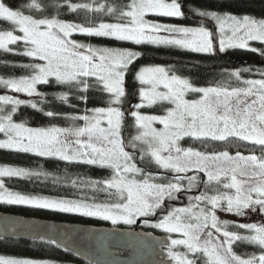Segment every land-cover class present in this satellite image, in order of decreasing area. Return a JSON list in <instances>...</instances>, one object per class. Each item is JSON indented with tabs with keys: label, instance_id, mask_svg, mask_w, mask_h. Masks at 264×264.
I'll use <instances>...</instances> for the list:
<instances>
[{
	"label": "snow or ice",
	"instance_id": "obj_1",
	"mask_svg": "<svg viewBox=\"0 0 264 264\" xmlns=\"http://www.w3.org/2000/svg\"><path fill=\"white\" fill-rule=\"evenodd\" d=\"M57 15H42L44 4L31 0L26 11L14 9L0 0V21L13 26L0 30V50L24 55L35 63L22 65L30 75L19 78L0 77V86L29 97H44L37 90L40 84L54 80L67 91L58 92L54 99L70 104L72 94L78 103L86 104L87 93L97 89L109 99L107 107L85 108L81 114H63L47 111L51 118H66L67 128H32L16 122L14 114L22 105L43 111L33 100L13 95H0V150L33 154L42 158H58L66 164L100 166L111 175L103 179H71L74 189H90L103 193L105 200L96 202V196L78 199L24 194L9 189L6 180L31 179L49 174L25 167L0 164V203L25 205L65 213H79L111 221L134 225L138 218L155 229L168 234L161 241L163 250L174 264H264V224H238L248 234L229 231L230 222L221 220L217 209L236 216H245L246 210L264 213V70H258L260 79H242L239 69L228 73L244 87L218 85L194 87L187 78L175 74L171 67H142L135 79L139 102L131 110H122L126 97V75L130 66L142 56L128 48L93 46L71 37L82 34L92 38L132 43L136 46H175L198 54L215 55L217 51L239 48L264 58V47H251L250 42L264 44V19L251 16L191 8L200 18L215 22V29L204 23L199 26H179L147 19L149 15L167 18H185L181 0H128V3L107 5L78 4L71 0H55ZM70 12L84 9L104 12L116 22L75 23L59 19V10ZM32 11L41 13L32 15ZM18 31L20 35L15 34ZM230 32V35L228 34ZM23 44L17 51L10 45ZM243 71H251L245 68ZM171 73V74H170ZM202 94L198 100H187L186 94ZM168 102L173 107L166 114H142L140 109ZM10 106V111L6 108ZM126 113L134 120L137 134L125 142L122 129ZM82 121V125H77ZM159 123L162 128L154 127ZM191 138L201 144L230 140L259 146L262 154L244 155L227 150L205 152L193 147L183 148L180 141ZM131 149V150H129ZM154 164L163 172L154 174L138 166V160ZM166 173H171L169 178ZM189 173H192L191 175ZM206 179L201 181L200 175ZM55 178L53 183H58ZM167 182H156V181ZM203 183L205 190L188 197L184 207L165 208V202L178 199L181 192H190ZM91 201V202H89ZM159 219L149 221V217ZM178 234L182 238H173ZM7 236L0 239H7ZM40 241L51 248L71 251L62 240L40 236ZM237 242L257 246L259 253L246 258L233 251ZM183 246L185 251H176ZM0 264H52L47 259L18 258L0 255Z\"/></svg>",
	"mask_w": 264,
	"mask_h": 264
},
{
	"label": "trees",
	"instance_id": "obj_2",
	"mask_svg": "<svg viewBox=\"0 0 264 264\" xmlns=\"http://www.w3.org/2000/svg\"><path fill=\"white\" fill-rule=\"evenodd\" d=\"M5 2L14 9L26 11L24 6L31 2V0H5ZM44 4L42 15L52 16L57 15L55 0H40ZM72 3L78 4H93L99 5L101 3L122 6L128 3V0H71ZM184 8L190 11L191 8H199L201 10H211L220 13H231L236 15H248L256 18H264V0H181ZM192 15L193 12L190 11ZM26 14L27 11H26ZM34 16H39L41 13L32 11ZM196 16V15H194ZM151 20L159 21L167 24L175 25H194L198 26V22L186 21L185 18H167L150 15ZM59 19L75 22L92 23L116 22L114 17L106 15L104 12H91L84 9L77 12H70L67 7L59 10ZM207 27L208 24H205ZM13 28L7 22L0 21V30H11ZM18 35L20 33L16 31ZM75 39L84 44H91L93 46H119L129 47L142 53L132 66H130L126 75V99L128 106L137 103L138 88L140 85L135 79V74L143 66L161 65L171 67L175 74L182 78H187L193 85L198 87L227 85L229 87H241L243 84L239 83L234 77L228 75L229 72L239 69L241 78L255 79L262 78L258 70H264V58L260 55L244 49L228 50L224 53L198 54L188 50L179 49L175 46H155L143 44L136 46L132 43H121L114 40L92 38L82 34H75ZM12 48L17 51L23 50V44L18 43L12 45ZM256 48L264 47V44H255ZM32 58L24 55L5 53L0 50V77L3 78H19L21 76L30 75V70L22 67L24 64L35 63ZM245 68H250L251 71H243ZM40 93H44V97L39 96L27 97L26 100H33L37 102L43 111L32 109L29 105H22L14 114L16 122H24L30 127L50 128L56 127H70L72 121L66 118H51L44 114L47 111H55L63 114H75L77 112L83 113L85 108L91 109L93 107H107L109 97L101 93L97 89H91L87 93L88 101L86 104L78 103L76 94H72L70 104H62L60 101L54 99V95L58 92L67 91L66 88L57 86L54 80H50L47 85L40 84L38 87ZM157 107V106H156ZM8 111L9 108H6ZM152 112L153 108L147 109ZM161 113V112H160ZM164 113V111L162 112ZM126 123L124 132L126 137L130 135L131 129L134 127L132 119L125 116ZM76 124L82 125V121H77ZM2 135H0L1 137ZM181 145L185 147L200 148L208 152H219L223 149H232L235 151H243L250 153L262 154L259 146H254L250 143L230 140L227 144L221 142H209L201 144L193 141L191 138L182 140ZM0 164H8L11 166H19L29 168L35 171H44L49 175L47 177L41 176L39 178L31 179H12L6 180V185L9 189L20 191L24 194L31 195H45L57 198H71L78 199L83 193L86 197L96 196V202L105 200L103 193H95L90 189L77 190L71 184V179H103L111 175V171L100 166H88L82 164H66L58 158H42L33 154H23L12 151L0 150ZM142 165L153 173L159 170L154 164L142 163ZM55 178H60L58 183H53ZM91 202V201H89ZM7 213L19 214L25 217H35L40 219H47L53 221L81 223L88 225H109V223L96 218L88 217L82 214H70L49 209H40L31 206L23 205H3L0 207ZM231 231L244 233V231L236 226H229ZM235 251L243 256L247 254L259 253L260 249L257 246L248 244L247 242H237ZM0 254L7 256L27 257L32 259H47L59 263H76L80 262L74 255L63 251L62 249L51 248L44 245L40 240H0ZM202 264V262H201Z\"/></svg>",
	"mask_w": 264,
	"mask_h": 264
},
{
	"label": "water",
	"instance_id": "obj_3",
	"mask_svg": "<svg viewBox=\"0 0 264 264\" xmlns=\"http://www.w3.org/2000/svg\"><path fill=\"white\" fill-rule=\"evenodd\" d=\"M186 18L209 23L206 19L193 18L188 12ZM126 117H129L127 113ZM142 221L139 218L136 225ZM3 236L27 241L40 240V236L58 238L71 249L68 253L85 264H173L161 244L167 236L139 228L61 222L0 211V237Z\"/></svg>",
	"mask_w": 264,
	"mask_h": 264
},
{
	"label": "rangeland",
	"instance_id": "obj_4",
	"mask_svg": "<svg viewBox=\"0 0 264 264\" xmlns=\"http://www.w3.org/2000/svg\"><path fill=\"white\" fill-rule=\"evenodd\" d=\"M217 12V11H216ZM217 13H219V14H226V13H220V12H217ZM231 14V13H230ZM233 15H236V14H233ZM150 16V15H149ZM149 16H147L146 18L147 19H149L148 17ZM236 16H238V17H242V16H244V15H236ZM251 17H253V16H251ZM200 18V17H199ZM253 18H255V19H257V20H259V19H264V18H256V17H253ZM202 19H206V18H202ZM151 20V19H150ZM206 20H208V21H210V22H212L213 23V25H214V28H215V22L214 21H212V20H210V19H206ZM159 22V21H158ZM162 23V22H161ZM179 26H185V25H179ZM199 26V25H198ZM209 28V27H208ZM209 29H211V28H209ZM15 34H17L16 32H15ZM21 34V33H20ZM229 35H230V32L228 33ZM18 35V34H17ZM71 39H74V40H76L75 39V34L71 37ZM77 41V40H76ZM79 42V41H78ZM80 43H82V42H80ZM257 43H259V42H250V46L251 47H255V44H257ZM12 45H10V47H11ZM104 46H107V47H119V46H109V45H104ZM119 48H128V49H131V50H134V51H136L135 49H132V48H129V47H119ZM234 49H239V48H234ZM234 49H229V50H234ZM226 51H228V50H226ZM151 66H161V65H148V66H143V67H151ZM141 69V68H140ZM171 74V73H170ZM182 78V77H181ZM255 79H260V78H255ZM191 83V82H190ZM192 84V83H191ZM193 85V84H192ZM194 87H197V88H201V87H198V86H195V85H193ZM245 85H243V86H241V87H244ZM38 87H39V85L37 86V90H38ZM206 87H214V86H206ZM39 92V91H38ZM0 95H13V96H17L19 99H24V100H26V98L27 97H29V96H27L26 94H23V93H14V92H11V91H9L8 89H6V88H4V87H2V86H0ZM202 94H200V93H196V92H190V93H187L186 94V99L187 100H198V99H200V96H201ZM32 97H34V96H32ZM137 102H139V99H138V101ZM129 103V102H128ZM128 103H127V99H126V97L124 98V101H123V103H122V105H120L121 106V108H122V110H125V109H127L128 107L130 108L129 110H131V105L130 106H128ZM157 106V107H156ZM169 107H173V105H170L168 102H162V103H158V104H156V105H153V106H151V107H144V108H142V109H140V111L142 112V114H155V115H164V114H166V109L167 108H169ZM7 108H9V110L8 111H10V106L9 107H7ZM151 109V108H153V110H155V111H152V112H150V111H148L147 109ZM164 111V113H162ZM161 112V113H160ZM129 117L132 119V122H133V124H134V120H133V118L129 115ZM27 126V125H26ZM28 127H30V126H28ZM56 127V126H55ZM154 127H156V128H162L163 126L162 125H160L159 123H157V124H155L154 125ZM32 128H40V127H32ZM60 128H67V127H60ZM137 134V129H136V127L134 126L133 127V130H132V135L130 136L129 135V137H128V140H130L134 135H136ZM0 138H3V136H1ZM184 139H186V138H184ZM184 139H182V140H184ZM127 140V141H128ZM182 140L180 141V146L181 147H183V148H188V147H185V146H183V145H181V143H182ZM126 141V142H127ZM194 148V147H193ZM195 149H197V150H200V151H205V150H203V149H200V148H195ZM224 150H227L230 154H235V150H232V149H223V150H220V151H224ZM205 152H208V151H205ZM242 154H244V155H249V154H255V155H257V156H260L261 154H257V153H250V152H243V151H240ZM209 153H211V152H209ZM161 170V169H160ZM161 171H163V170H161ZM189 174H191V173H189ZM12 190V189H11ZM187 200V204L185 205V206H187L188 205V203H189V199L187 198L186 199ZM183 200H179V201H177V204H180V206H176V207H184L183 206ZM3 205H6V204H3V203H0V207L1 206H3ZM23 206H25V205H23ZM173 208H175V207H173ZM1 209V208H0ZM70 214H73V213H70ZM76 214H79V213H76ZM217 215H218V217L221 219V220H228V221H230V222H233V223H230V225L231 226H235V225H238V224H249V223H256V224H264V213H261L259 210H256V211H252V210H246V215L245 216H236V215H234V214H230V213H226V212H224L222 209H217ZM96 218H98V217H96ZM149 218H153V217H149ZM99 219H101V220H103L102 218H99ZM139 219V218H138ZM137 219V220H138ZM103 221H105V222H107V223H109V224H112L111 223V221H106V220H103ZM117 225H122V226H124V225H126V224H124L123 222H119ZM229 225V226H230ZM116 226V225H115ZM128 226V225H127ZM228 230L229 231H231L229 228H228ZM243 231H244V233H240V234H248L247 232H246V230H244V229H242ZM163 231V230H162ZM164 232V231H163ZM173 238H182V237H180L178 234H173ZM235 245H236V243L233 245V251L236 253V254H238V255H241V254H239V253H237L236 251H235ZM174 250H176V251H181V252H183V251H185V249L183 248V246H177V248L176 249H174ZM258 254V253H257ZM1 255V254H0ZM5 256H7V255H5ZM10 256V255H9ZM241 256H243V255H241ZM13 257H17V256H13ZM243 257H245V256H243ZM18 258H27V257H18ZM246 258V257H245ZM50 261V260H49ZM52 262V264H66V263H59V262H54V261H51ZM172 263L174 264V262L172 261ZM67 264H76V263H67Z\"/></svg>",
	"mask_w": 264,
	"mask_h": 264
},
{
	"label": "flooded vegetation",
	"instance_id": "obj_5",
	"mask_svg": "<svg viewBox=\"0 0 264 264\" xmlns=\"http://www.w3.org/2000/svg\"><path fill=\"white\" fill-rule=\"evenodd\" d=\"M184 10L186 11V12H188V13H190L191 14V12L190 11H188V10H186L185 8H184ZM191 16L193 17V18H199L198 16H194V15H192L191 14ZM185 20L186 21H190V22H193V23H195L194 21H191L190 19H188V18H186L185 17ZM208 21V20H207ZM208 22H210V21H208ZM210 23H212V22H210ZM213 24V23H212ZM185 26H194V25H185ZM208 26H209V28H211L212 26H211V24H208ZM214 26V25H213ZM126 123H128V122H124V124H123V127L125 128V126H126ZM131 130H133V128L131 129ZM124 132V129H122V136H123V138H124V140H125V142L128 140V138L126 137V134L125 133H123ZM132 135V131L130 132V136ZM128 137H129V135H128ZM129 150H131V149H129ZM142 163H148V161H147V159H145L143 162H140L139 160H138V166H141V167H144L143 165H142ZM145 168V167H144ZM158 172H163V171H161L160 169L159 170H157L156 171V173H158ZM156 173H154V174H156ZM192 174V173H191ZM190 174V175H191ZM166 175L169 177V178H171V173H166ZM200 175V179H201V181H203V180H205L206 179V177L201 173V174H199ZM156 182H167V181H156ZM205 190V188H204V185H203V183H201L200 185H199V187L198 188H196V189H194V190H192V191H190V192H181V193H179L178 194V199H176V200H168V201H166L165 202V208H167V209H171V208H173V207H176V206H180V204H177V201H179V200H183V206H185L186 204H187V198L188 197H190V196H196V195H198L201 191H204ZM0 211H2V212H5V211H3V210H0ZM149 219V221H150V223L151 222H155V220H157V219H159V215H157L156 217H153V218H148ZM110 226H115V225H110ZM115 227H122V228H128V229H134V228H139V229H141V230H143V231H146V232H152V233H154V234H157V235H162V236H168V234L167 233H165V232H163L161 229H155V228H152V227H150V226H148V225H145L144 223H143V221H142V223L140 224V225H136V224H134V225H131V226H127V225H124V226H122V225H116ZM2 240H6V239H2Z\"/></svg>",
	"mask_w": 264,
	"mask_h": 264
}]
</instances>
